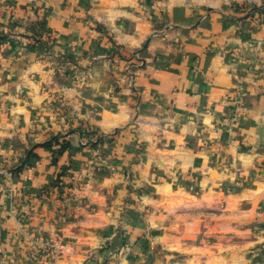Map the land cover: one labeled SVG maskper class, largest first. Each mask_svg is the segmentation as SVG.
<instances>
[{
	"label": "crops",
	"instance_id": "crops-1",
	"mask_svg": "<svg viewBox=\"0 0 264 264\" xmlns=\"http://www.w3.org/2000/svg\"><path fill=\"white\" fill-rule=\"evenodd\" d=\"M234 3L264 0H0V264L153 260L130 198L156 178L161 131L166 162L203 160L205 192L218 166H264V7Z\"/></svg>",
	"mask_w": 264,
	"mask_h": 264
},
{
	"label": "rangeland",
	"instance_id": "rangeland-1",
	"mask_svg": "<svg viewBox=\"0 0 264 264\" xmlns=\"http://www.w3.org/2000/svg\"><path fill=\"white\" fill-rule=\"evenodd\" d=\"M227 7L231 6L225 9ZM260 7L264 5L232 4L236 10L257 11ZM204 9L206 14L213 10L211 7ZM136 62L140 64V60ZM125 73L132 76L133 72L128 68ZM102 88L103 92L107 91ZM88 132L96 134L99 130ZM140 132L142 130L133 127L138 164L147 161L146 153L152 147ZM158 135L161 137L158 155L152 166L155 182L151 181L144 191L132 193L130 198L133 203H142L152 219L150 232L143 240L154 258L147 264H264V187L258 185L252 189L248 185L254 177L264 176V166H256L253 177L243 176L240 160H235L234 177L227 179L220 173L225 166H218L209 176L214 184L217 182V192H205L195 186L201 177L196 173L199 174L203 160L196 162V167L193 160L183 163L177 158L166 162L162 138L165 136L162 131ZM246 184L249 189L244 190ZM211 216L217 218L214 224ZM110 260L105 258V264Z\"/></svg>",
	"mask_w": 264,
	"mask_h": 264
},
{
	"label": "trees",
	"instance_id": "trees-1",
	"mask_svg": "<svg viewBox=\"0 0 264 264\" xmlns=\"http://www.w3.org/2000/svg\"><path fill=\"white\" fill-rule=\"evenodd\" d=\"M55 145L58 146V148H56L57 150L55 152L56 157H57V158H55V161L58 160L59 155H61L67 149L71 148L70 142H68L63 135H57L50 142L45 144V146H49V147H54ZM65 170L66 169H64L61 172V174H60L61 176L64 175V173L66 172ZM60 175H59L57 182H60V178H61Z\"/></svg>",
	"mask_w": 264,
	"mask_h": 264
},
{
	"label": "water",
	"instance_id": "water-1",
	"mask_svg": "<svg viewBox=\"0 0 264 264\" xmlns=\"http://www.w3.org/2000/svg\"><path fill=\"white\" fill-rule=\"evenodd\" d=\"M149 43V42H148Z\"/></svg>",
	"mask_w": 264,
	"mask_h": 264
}]
</instances>
